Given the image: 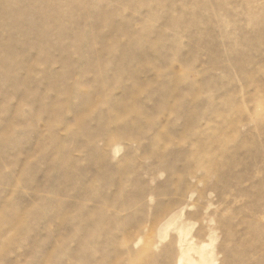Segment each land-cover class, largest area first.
<instances>
[{"label": "rangeland", "instance_id": "1", "mask_svg": "<svg viewBox=\"0 0 264 264\" xmlns=\"http://www.w3.org/2000/svg\"><path fill=\"white\" fill-rule=\"evenodd\" d=\"M0 264H264V0H0Z\"/></svg>", "mask_w": 264, "mask_h": 264}]
</instances>
